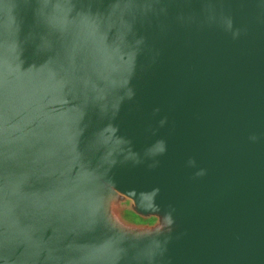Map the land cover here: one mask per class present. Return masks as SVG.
<instances>
[{"label":"water","instance_id":"obj_1","mask_svg":"<svg viewBox=\"0 0 264 264\" xmlns=\"http://www.w3.org/2000/svg\"><path fill=\"white\" fill-rule=\"evenodd\" d=\"M0 264H264V0H0Z\"/></svg>","mask_w":264,"mask_h":264}]
</instances>
